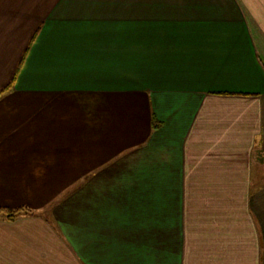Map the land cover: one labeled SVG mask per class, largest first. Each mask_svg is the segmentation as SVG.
I'll list each match as a JSON object with an SVG mask.
<instances>
[{
    "label": "crops",
    "instance_id": "crops-1",
    "mask_svg": "<svg viewBox=\"0 0 264 264\" xmlns=\"http://www.w3.org/2000/svg\"><path fill=\"white\" fill-rule=\"evenodd\" d=\"M0 206V264H264V0H0Z\"/></svg>",
    "mask_w": 264,
    "mask_h": 264
},
{
    "label": "trees",
    "instance_id": "trees-1",
    "mask_svg": "<svg viewBox=\"0 0 264 264\" xmlns=\"http://www.w3.org/2000/svg\"><path fill=\"white\" fill-rule=\"evenodd\" d=\"M12 87V82L5 88L8 90ZM159 127L156 119L153 118V129ZM36 211L28 206H21V207H5L0 206V217L6 218L8 220H15L20 216H27V215H34Z\"/></svg>",
    "mask_w": 264,
    "mask_h": 264
},
{
    "label": "rangeland",
    "instance_id": "rangeland-1",
    "mask_svg": "<svg viewBox=\"0 0 264 264\" xmlns=\"http://www.w3.org/2000/svg\"><path fill=\"white\" fill-rule=\"evenodd\" d=\"M82 228H83L82 231H88L89 225H85V226L83 225Z\"/></svg>",
    "mask_w": 264,
    "mask_h": 264
}]
</instances>
